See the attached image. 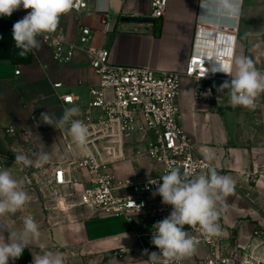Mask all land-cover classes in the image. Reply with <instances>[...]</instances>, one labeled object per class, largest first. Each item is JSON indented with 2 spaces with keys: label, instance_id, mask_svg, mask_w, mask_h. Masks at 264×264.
<instances>
[{
  "label": "crops",
  "instance_id": "1",
  "mask_svg": "<svg viewBox=\"0 0 264 264\" xmlns=\"http://www.w3.org/2000/svg\"><path fill=\"white\" fill-rule=\"evenodd\" d=\"M85 1L81 17L72 11L60 17L58 28L69 39L76 36L81 24L94 31L93 47L110 50L115 65L184 71L194 49L196 25L205 12L201 0H168L164 17L157 21L149 19L150 0ZM28 11L21 7L10 17H0V171L8 170L30 197L22 210L0 217V230L6 227L3 235L11 242L12 234L23 228L24 218L31 216L41 235L9 264H32L33 256L45 251L63 253L66 264H149L132 247L133 228L124 218L97 216L89 209L75 207L73 198L64 203L63 197L57 198L52 192L56 166L72 169L76 180L85 185V172L68 165L88 151L76 145L67 127L56 129L43 123L41 113L49 112L55 120L66 108L78 106L82 115L88 91L97 85V78L82 53L69 64H56L40 42L38 49L20 57L12 39V21L18 14L23 18ZM202 24L209 27V23ZM222 24L237 29L230 67L236 57L245 56L264 73V0H243L239 18ZM225 80L230 81L231 76L213 83L211 102L195 103L192 84L184 78L177 99L179 125L193 141L197 155L206 159L212 154L213 159L208 161L234 181V192L226 197V211L220 217L226 243L232 247L257 246L255 253L264 262V239H252L255 228L264 229V94L257 98L254 110L233 108L227 90L218 91ZM56 83L63 88L54 90L52 85ZM65 94L74 98V104L60 103L58 96ZM10 127L16 135L6 134ZM35 152L50 154L44 167H25L15 162L16 154L34 159ZM123 168L134 169L133 164ZM70 189L64 188L66 192H72ZM58 201L63 208L57 206ZM145 227L143 222L141 228ZM119 247H130L122 260L111 255ZM202 255L204 251L199 250L183 261L194 264Z\"/></svg>",
  "mask_w": 264,
  "mask_h": 264
},
{
  "label": "built area",
  "instance_id": "2",
  "mask_svg": "<svg viewBox=\"0 0 264 264\" xmlns=\"http://www.w3.org/2000/svg\"><path fill=\"white\" fill-rule=\"evenodd\" d=\"M167 5L168 0H150L149 19L161 20ZM86 6L85 0H74L71 11L79 18L85 13ZM101 18L106 20L104 15ZM21 19L19 14L16 15L12 24ZM236 35L237 29L232 24L209 23V27H204L202 21H198L194 49L183 72L115 65L110 50L93 47L94 31L81 24L77 26L73 39L58 27L53 33L37 37L56 64H69L78 53L85 55L97 78V85L88 91L83 114L75 117L89 129L88 144L83 149L88 154L68 165L85 172V185L76 180L72 169L56 166L51 185L54 196L63 197L64 203L73 198L75 207L89 209L97 216L124 218L133 228L132 247L147 261L148 254L159 253L151 243L153 226L170 214L172 206L163 204L161 196L152 195L157 188L152 181L162 183L160 178L171 168H178L188 176L207 174L210 167L215 168L197 155L193 141L179 125L177 99L182 80L187 78L191 82L195 103L211 102L214 99L213 83L230 78L218 69L222 64L231 66ZM15 74L19 75V71ZM52 87L58 90L63 85L56 83ZM58 100L62 105L74 104V98L68 94L58 96ZM6 134L14 136L17 131L10 127ZM134 138L143 144L153 175L118 177L112 167L125 160L130 147L134 146ZM66 148L71 150L69 145ZM216 170L222 175L219 169ZM66 186L72 187V192H66ZM57 206L63 208L59 201ZM143 222L146 223L144 229L141 228ZM218 222L222 227L220 219ZM185 230L199 241L193 254L204 251V255L196 257L194 264H264L255 253L257 246L232 247L226 243L223 227L219 236L211 238L206 237L199 226H185ZM252 239H264V229L255 228ZM129 249L119 247L112 250L111 255L122 260ZM158 264L185 263L161 257Z\"/></svg>",
  "mask_w": 264,
  "mask_h": 264
},
{
  "label": "clouds",
  "instance_id": "3",
  "mask_svg": "<svg viewBox=\"0 0 264 264\" xmlns=\"http://www.w3.org/2000/svg\"><path fill=\"white\" fill-rule=\"evenodd\" d=\"M243 0H201V15L204 23H226L239 18ZM29 11L21 20L12 26V39L19 49L18 55L26 57L40 47L37 37L56 31L60 17L74 8V0H0V17H10L20 8ZM231 76L218 88L224 93L227 90L229 103L233 108L244 107L254 110L256 100L264 94V73L259 71L252 58L236 57L232 67L218 69ZM80 115L78 106L66 108L58 119H53L49 112L41 113L43 123L55 128H65L73 141L81 149L88 144L89 129L87 125L74 119ZM34 159L23 154L15 155V162L25 167L42 168L50 160L46 152L32 153ZM206 159L211 161L212 154ZM152 193L162 197V203L171 205L170 214L157 222L153 227L151 243L159 249V253L149 255L150 264H158L161 257L170 261H180L190 257L196 250L199 241L188 230L199 226L201 232L208 238L219 236L222 227L218 222L226 211V197L234 192V181L227 175H221L215 168L210 167L207 174L188 176L178 168H171L161 178ZM28 193L22 189L21 182L14 179L8 170L0 171V217L15 214L29 202ZM3 230H7L6 227ZM0 230V264L19 259L24 249L33 241L39 240V225L31 217H25L23 228L12 234L11 242L5 239ZM32 264H66L65 256L60 252L45 251L35 255Z\"/></svg>",
  "mask_w": 264,
  "mask_h": 264
},
{
  "label": "rangeland",
  "instance_id": "4",
  "mask_svg": "<svg viewBox=\"0 0 264 264\" xmlns=\"http://www.w3.org/2000/svg\"><path fill=\"white\" fill-rule=\"evenodd\" d=\"M132 143L134 146L130 147L131 152L127 154L124 161L115 164L112 167V171L114 172V174L121 178L132 176L133 173L138 177L153 175V171L151 169H148V167L152 166V164L145 157L143 144L139 143V141H136L135 138ZM130 164H133L134 169L133 171L132 169H130L131 171L127 169V171H130L127 172L123 167H126Z\"/></svg>",
  "mask_w": 264,
  "mask_h": 264
},
{
  "label": "water",
  "instance_id": "5",
  "mask_svg": "<svg viewBox=\"0 0 264 264\" xmlns=\"http://www.w3.org/2000/svg\"><path fill=\"white\" fill-rule=\"evenodd\" d=\"M128 21H134L133 19H127Z\"/></svg>",
  "mask_w": 264,
  "mask_h": 264
}]
</instances>
